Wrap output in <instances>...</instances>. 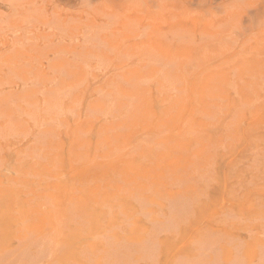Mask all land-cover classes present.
<instances>
[{
	"label": "rangeland",
	"instance_id": "obj_1",
	"mask_svg": "<svg viewBox=\"0 0 264 264\" xmlns=\"http://www.w3.org/2000/svg\"><path fill=\"white\" fill-rule=\"evenodd\" d=\"M66 1L16 3L67 19ZM94 63L53 79L0 61V264H177L207 239L211 264H264V66Z\"/></svg>",
	"mask_w": 264,
	"mask_h": 264
},
{
	"label": "bare ground",
	"instance_id": "obj_2",
	"mask_svg": "<svg viewBox=\"0 0 264 264\" xmlns=\"http://www.w3.org/2000/svg\"><path fill=\"white\" fill-rule=\"evenodd\" d=\"M6 1L10 13L8 16L0 13V44L6 47L9 54H0V61L7 65L21 63L25 67L34 63L48 65L47 73L24 68L20 70L33 77L45 74L44 78L51 76L58 79L65 70L68 77L79 78L82 76L80 69L94 62L126 67L117 68L120 71L114 75L124 80L138 79L143 72L141 68L182 63L264 66V0H67L66 5L70 10L67 19L56 15V11L40 18L37 11L41 7L20 8L16 0ZM15 74L19 75L17 72ZM16 75L13 76L19 77ZM62 81L58 83L62 84ZM28 96L31 97L30 91ZM7 99L9 97L6 95L4 100ZM46 106L52 108L49 104ZM7 107L5 110H8ZM5 110L1 109L0 112L4 113ZM125 248L121 249L122 254L128 253V246ZM215 249V244L207 239L196 254L186 255L177 264H205L206 257H210L208 264H211L213 256L210 254ZM157 251L156 243L150 239L137 258L155 259ZM226 260H229L227 264H235L238 257L230 252Z\"/></svg>",
	"mask_w": 264,
	"mask_h": 264
}]
</instances>
